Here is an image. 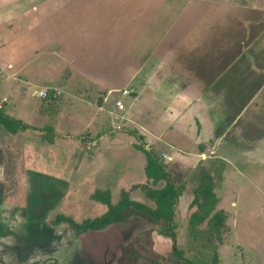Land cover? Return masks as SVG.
<instances>
[{"label": "crops", "instance_id": "crops-1", "mask_svg": "<svg viewBox=\"0 0 264 264\" xmlns=\"http://www.w3.org/2000/svg\"><path fill=\"white\" fill-rule=\"evenodd\" d=\"M4 1L0 82L6 77L14 92L12 120L23 121L26 107L41 115L58 104L68 120L74 112L86 123L56 134L93 142L121 124L114 133L142 143L133 145L145 173L147 153L170 155L169 172L163 166L172 182L193 162L213 160L225 176L244 177V162L264 159V0ZM42 91L60 95L43 99ZM26 121L14 137L46 128Z\"/></svg>", "mask_w": 264, "mask_h": 264}, {"label": "rangeland", "instance_id": "rangeland-1", "mask_svg": "<svg viewBox=\"0 0 264 264\" xmlns=\"http://www.w3.org/2000/svg\"><path fill=\"white\" fill-rule=\"evenodd\" d=\"M10 85L6 77L2 79L0 100L9 97L1 114L12 120L14 92ZM114 97L110 105L119 96ZM26 108L28 114H21V122L27 119L46 128L14 137L0 127V264H117L120 246L136 241L144 244L147 234H151L153 244L150 254L138 264H151L148 257L152 254L166 259L162 264H177L171 239L140 219L81 237L70 224L57 223L63 216L82 223L102 215L105 207L93 200L98 190L111 191L117 203L121 191H131L136 184L153 189L165 185H154L146 177L145 160L134 147L142 144L139 138L134 144V140L114 133L113 128H108L110 135L98 142L88 136L80 140L60 136L56 133H80L86 120H76L74 112L68 120L64 111L59 113L58 104L43 109L41 115L34 114V105ZM77 116L89 117L90 112ZM154 155L169 172L175 162L170 155L168 160L159 153ZM257 156L252 163L240 166L244 177L229 169L225 176V169L210 160L204 168L193 162L188 175L173 178L176 185L185 183V190L190 191L183 196L186 207L177 209V243L185 258L195 264H264V159L261 154ZM204 173L208 178L214 176L216 195L226 199L216 209L224 215L227 227L221 242L215 237L210 240L207 222L199 234L189 231L190 218L198 210L190 208L191 200ZM131 194L134 200L153 205L143 192Z\"/></svg>", "mask_w": 264, "mask_h": 264}, {"label": "trees", "instance_id": "trees-1", "mask_svg": "<svg viewBox=\"0 0 264 264\" xmlns=\"http://www.w3.org/2000/svg\"><path fill=\"white\" fill-rule=\"evenodd\" d=\"M0 127H4L10 134L14 135L27 129L22 122L10 120L2 116L0 111ZM148 155V165L146 168L147 178L154 185L164 182L165 185L159 189H153L149 185H135L131 191L122 190L117 203L113 202V194L111 191L98 190L93 195V200L105 207L106 211L92 219H86L82 223H76L67 217H60L57 223H68L74 229L78 237L84 236L92 232H102L112 226L128 223L133 219H140L158 228L160 235L169 238L172 241V257L177 264H195L191 260L185 258L182 250L178 248L177 232L179 228V220L177 209L180 198L184 193L185 186H176L171 180V176L166 172L165 167L154 159L151 153ZM141 190L152 206L136 201L132 198V191ZM218 201L214 194V187L210 184L205 174L199 189L194 194V200L190 208H197L189 221V231L191 235L200 233L199 228L208 223L207 234L210 240L214 238L221 242L225 233L226 221L224 215L216 211ZM146 236V235H145ZM147 240L142 244L139 241L129 245L120 246V258L117 264H138L146 255H149V249L153 244L151 234L145 237ZM147 253V254H146ZM151 264H162L166 261L164 258H158L155 254L151 255Z\"/></svg>", "mask_w": 264, "mask_h": 264}, {"label": "built area", "instance_id": "built-area-1", "mask_svg": "<svg viewBox=\"0 0 264 264\" xmlns=\"http://www.w3.org/2000/svg\"><path fill=\"white\" fill-rule=\"evenodd\" d=\"M40 97L43 98V99H51V98H58L60 93L59 92H54L52 94H49L47 91H42L39 93ZM7 100H4L2 103H0V111L4 108V105L6 104ZM118 109L119 111H124V106L122 104H118ZM115 131H121L122 128L121 126H116L114 125L112 127ZM164 158H167V156H164Z\"/></svg>", "mask_w": 264, "mask_h": 264}]
</instances>
